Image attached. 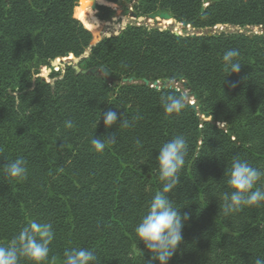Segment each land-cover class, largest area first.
<instances>
[{
	"label": "trees",
	"instance_id": "trees-1",
	"mask_svg": "<svg viewBox=\"0 0 264 264\" xmlns=\"http://www.w3.org/2000/svg\"><path fill=\"white\" fill-rule=\"evenodd\" d=\"M77 1L0 0V166L23 157L27 169L19 181L0 172V244L30 218L40 219L54 230L45 264L52 256L62 264L64 250L73 247L93 250L97 264H146L150 254L136 243L134 229L161 188L160 146L183 135L189 154L169 196L191 219L169 264L264 258V205L227 216L219 209L231 191L225 173L234 157L264 170V32L213 31L217 25L264 30V0H135L138 16L168 12L202 34L127 24L79 63L83 70L104 69L108 81L67 65L62 78L51 71V84L40 69L80 56L92 39L73 15ZM97 9L101 21L114 13L104 5ZM228 49L238 50L241 68L226 75L221 58ZM129 77L133 83L122 82ZM164 80L186 81L195 103L166 115L160 96L182 92ZM108 110L118 120L105 129ZM121 117L131 126L119 127ZM68 120L72 128L65 127ZM112 134L114 144L94 151L93 137Z\"/></svg>",
	"mask_w": 264,
	"mask_h": 264
},
{
	"label": "clouds",
	"instance_id": "clouds-1",
	"mask_svg": "<svg viewBox=\"0 0 264 264\" xmlns=\"http://www.w3.org/2000/svg\"><path fill=\"white\" fill-rule=\"evenodd\" d=\"M238 56L236 49H228L223 53L221 59L226 75L240 71L241 64L236 59ZM17 100L19 102V97ZM160 104L166 115H178L187 107V97L183 93L162 94ZM100 118L101 111L95 127ZM120 119L119 127L131 126L128 119ZM117 120L115 111L108 110L103 113L105 129L116 124ZM65 127L72 128V121H65ZM115 142L114 134L111 138L93 137L91 147L101 153L106 146ZM188 154L187 140L183 135H177L163 143L155 157L161 188L148 202L145 213L134 229L136 243L142 242L144 251L150 254L146 264H169L183 242V229L191 216L187 212L181 213L182 207L176 206L169 193H174L181 183L180 172L186 164ZM0 172L9 180H23L27 173L26 161L20 157L7 162L0 166ZM225 175L231 191L223 194L219 206L224 215L238 213L244 207L264 205V186H259L264 180V170L253 167L247 160L234 157ZM53 239L51 222L30 218L7 244H0V264H21L22 259L29 264H45L49 261V245ZM138 250L143 255L141 250ZM50 260L51 264H55L57 257L52 256ZM62 264H97V256L91 249L73 247L64 250ZM254 264H264V258H256Z\"/></svg>",
	"mask_w": 264,
	"mask_h": 264
},
{
	"label": "rangeland",
	"instance_id": "rangeland-1",
	"mask_svg": "<svg viewBox=\"0 0 264 264\" xmlns=\"http://www.w3.org/2000/svg\"><path fill=\"white\" fill-rule=\"evenodd\" d=\"M92 1L95 3V8H92V6H91ZM104 1H106V0H104ZM134 3H135V0H130V1L122 0L118 4L117 3H110V2L102 3L101 0H99V1H97V0H78L76 2L74 9H73V15L76 18H78L87 29H89L90 31H93V32H97V33L98 32L102 33L106 30V23L107 22L110 23V31H113V27H119L120 19L123 17L127 19L128 24L146 25V26H150V27H158L161 29H169L176 34H182L184 32L199 33L197 30H194L192 28L191 24H185L182 22H179V23H181V26L175 27L174 24H172L173 22L167 24V26L161 25L160 21H156L154 19H152V21L149 22L148 19H150V18L148 16H145L146 19L144 21H141V22L137 21L136 19H131L128 14L131 10L134 11V8H133ZM99 5L108 6L111 9H113L114 13L108 20L101 21L98 18V15H96V13L98 12L97 7ZM84 6H88V7L83 8ZM89 7L92 9L94 16L98 20L95 17H94L95 18L94 19L93 16L91 15V13H89L90 12ZM81 8H83V9L81 10ZM91 25H94V27H92ZM222 30L230 31V32L239 30L240 32H246L247 34L250 32H255V33L264 32V30L261 27H257V26L256 27L255 26L245 27L243 29H239L238 27H232V26H221L218 28H213V31H222ZM209 31H210L209 29L208 30L204 29L201 32L206 33ZM90 43H91V41H90ZM67 57L68 56L55 59L54 61L58 62V64L55 66H52L51 62H50V64L48 66L42 67L40 69L39 75L44 77L48 82H51V81L54 82V80L56 78H62V75H63L64 70H65L64 63L66 61H68V60H65ZM52 70L58 72L59 76L54 78V79L49 78V74L51 73ZM164 83L168 84L169 86H171L173 84L177 90L180 89L181 92L187 97V102H189L191 104L195 103L194 97H192L191 94L189 93V89L184 87L180 82H174V83L171 82L170 83L169 80H164ZM160 84H161L160 82H158L156 85H154V83H153L151 86H153V87L156 86L157 88H160V86H161ZM201 118H204V116L202 115ZM218 125L223 126L222 123H218Z\"/></svg>",
	"mask_w": 264,
	"mask_h": 264
},
{
	"label": "water",
	"instance_id": "water-1",
	"mask_svg": "<svg viewBox=\"0 0 264 264\" xmlns=\"http://www.w3.org/2000/svg\"><path fill=\"white\" fill-rule=\"evenodd\" d=\"M92 8H95V3L92 2L91 4ZM96 15H98V12L96 13ZM129 17L131 19H136L137 21L141 22V21H144L146 19V17L144 16H138L133 10H131L129 12ZM150 19H160V20H168V19H172L174 26L175 27H179L181 26V23L177 22L174 18H172V16L168 13V12H158V13H155V14H152L149 16ZM120 25L119 27H113V31H110V23L107 22L106 23V30L104 32H93V31H90L91 34H92V40H91V43L88 45V47L83 51V53L78 56V57H75L73 55H68V57L65 59V60H68L64 63L65 67L68 65V66H71L72 69L76 72V73H82V74H85V73H90V74H94V75H97L99 77H101L103 80L105 81H108V78L106 77L105 75V70L104 69H99V68H91L89 70H83L79 67V63L80 61L83 59V58H86L88 57V55L90 54V50L91 48L96 45L98 42H100L103 38L105 37H111V36H117L120 34L121 30H123L125 28V26L128 24V21L126 18H121L120 19ZM218 27H221V25H217L215 26L214 28H218ZM160 30H162L161 28H159ZM198 34H202V33H198ZM58 62L56 61H51V65L52 66H55L57 65ZM123 83H133L134 82V78L133 77H129V78H125L122 80ZM51 84L53 83V81L50 82ZM143 83L144 84H148V81L146 79L143 80ZM158 82H154V85H156ZM184 87H186L187 89H189V86L187 84L186 81H181L180 82ZM155 88H157L155 86ZM189 93L191 94L190 90H189Z\"/></svg>",
	"mask_w": 264,
	"mask_h": 264
},
{
	"label": "bare ground",
	"instance_id": "bare-ground-1",
	"mask_svg": "<svg viewBox=\"0 0 264 264\" xmlns=\"http://www.w3.org/2000/svg\"><path fill=\"white\" fill-rule=\"evenodd\" d=\"M154 20H156V21H160V22H161V25H164V26H167V24L173 22L172 19H168V20H160V19L156 18V19H154ZM148 21L150 22V21H152V19H148ZM91 26L94 27V25H91Z\"/></svg>",
	"mask_w": 264,
	"mask_h": 264
}]
</instances>
